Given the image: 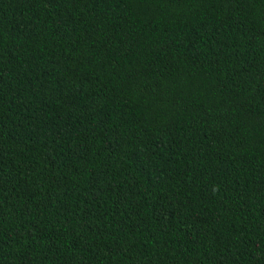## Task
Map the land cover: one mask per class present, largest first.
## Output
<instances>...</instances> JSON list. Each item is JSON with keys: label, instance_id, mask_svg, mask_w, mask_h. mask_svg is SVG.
<instances>
[{"label": "trees", "instance_id": "obj_1", "mask_svg": "<svg viewBox=\"0 0 264 264\" xmlns=\"http://www.w3.org/2000/svg\"><path fill=\"white\" fill-rule=\"evenodd\" d=\"M0 264H264V0H0Z\"/></svg>", "mask_w": 264, "mask_h": 264}]
</instances>
